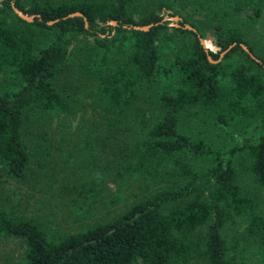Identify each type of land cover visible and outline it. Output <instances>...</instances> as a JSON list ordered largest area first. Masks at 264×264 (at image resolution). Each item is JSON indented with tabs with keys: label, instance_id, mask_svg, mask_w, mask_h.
<instances>
[{
	"label": "trees",
	"instance_id": "16d2710c",
	"mask_svg": "<svg viewBox=\"0 0 264 264\" xmlns=\"http://www.w3.org/2000/svg\"><path fill=\"white\" fill-rule=\"evenodd\" d=\"M137 1L0 0V177L23 183L33 164L56 195H84L94 207L126 201L124 184L144 190L114 217L74 233L0 208V237L25 245L17 264H239L244 241L259 253L254 264H264V208L240 179L246 165L264 190V47L248 34L264 0H168L136 18ZM13 2L40 18L24 21ZM167 11L183 18L181 27L159 23ZM74 12L89 27L83 17L65 18ZM151 23L159 24L125 27ZM201 38L215 44L214 59L237 45L213 64ZM83 93L96 115L86 151H116L103 165L98 155L68 153L59 179L45 157L58 143L73 147L76 106L91 112ZM45 119H57L60 131L42 129ZM114 128L124 131L118 143L110 141L115 132L101 137ZM108 181L117 187L110 197ZM75 205L79 217L87 214L88 205ZM228 224L244 226L232 243Z\"/></svg>",
	"mask_w": 264,
	"mask_h": 264
},
{
	"label": "rangeland",
	"instance_id": "374dc122",
	"mask_svg": "<svg viewBox=\"0 0 264 264\" xmlns=\"http://www.w3.org/2000/svg\"><path fill=\"white\" fill-rule=\"evenodd\" d=\"M51 1L59 2L64 0ZM166 1L168 0H139L137 1V3L140 6H137L132 10L135 17L138 18L143 15L144 11L146 12L150 7L156 8V5L158 3ZM161 14L168 19L175 17L171 16V11H167V13ZM174 24L175 22L173 23L171 21V26H174ZM248 34L257 46L264 47V15L256 24H253L248 28ZM203 40L210 48L215 50L217 49L210 38ZM80 96L83 100H85V102L92 103V105L88 106V109H90L91 112L80 110L82 109L81 105L76 106V113H78V117L73 119L74 133L70 142L73 147L70 148L63 143H58L52 150V152L45 157L46 166L48 165V169H52L53 167L49 165V163H52L54 169L56 170V176L59 179H62V175L58 163L63 161L65 159L64 156L68 155V153H71L77 159H81L82 156H85L87 158L95 157L96 155H98L99 157L97 158H99V163L102 164L104 162V157L112 158L114 156V152L116 151V148L111 147L110 145L109 146L111 147V149L109 147H106L105 151L101 150L99 147L95 148L94 152H92V156L88 151H86L91 150L88 148L90 142H87V144H85L83 140L87 139L86 136L92 132L86 125H88L92 121H96V115L93 112L95 105L92 102V98H90L89 95H86V93L80 94ZM82 113H86V116L82 117ZM79 119L82 120L80 121ZM49 123V119H45L44 122L40 124L43 125V127L41 128L51 130L54 133L60 131V128H56L57 119H54L51 125H49ZM37 128L38 126H35L33 130L31 129V132H35ZM121 129L122 130H120L119 132H115L117 129L114 128V130H111V132L107 131L102 133L101 137L105 138L106 135L108 136L115 132L116 137L110 138V141L111 143H118L120 136L124 132L123 128ZM98 132L100 131L96 130L95 132H93V137H97L96 134ZM32 136L35 137V135H29L28 139H33ZM54 139L60 140L59 136L56 135H54ZM83 148L85 149L82 150ZM69 169L70 167L66 170L69 171ZM40 171L41 170H39L36 165L34 166L32 164L28 174V179L23 183L16 182L15 180H12L6 176L0 177V208H4L6 210L14 212L23 211V214L25 216L40 221H43L42 219H44L49 225L52 226L50 228L51 231L59 230V232L69 233L78 232L84 227L95 224L102 218V216H104L103 219L114 217L119 211L124 209L123 205H126L127 203L132 201L134 197L138 198L144 193V190L136 187L135 184L128 185L129 183H127L124 184V187L127 188L126 201L118 199L115 202L116 197H112V202L114 204L110 205L107 199L106 201L103 200L102 202L98 203L97 206L94 207L92 205V202H88V199L84 195L79 196L78 198H76L74 195L63 196L60 193H57L56 195V189H50L49 185L44 184L43 181H41V177L38 176V173ZM240 179L241 184L244 186V189L250 193L251 197L256 201V203H259V205L264 208V190L254 182L251 173L246 169V165L241 167L240 169ZM105 185L106 186L103 187V190L106 194L109 195L108 197H110L113 191L117 190V187L112 181H108ZM126 185L128 186L126 187ZM73 202H75L76 205L79 206L88 205L85 208L88 211L87 214L79 217L78 214L74 213V208L72 207ZM236 228H238L240 231L234 232V229ZM227 229L230 234L228 240L231 242L235 238L234 235L236 233H239L240 236L243 235L242 231L244 229V226L238 227L228 224ZM252 245L247 246V244H245V241L241 243L239 251L245 249L246 251H244L243 255L246 258L239 254V264L241 258H245L244 262H246L247 264H254L253 261L260 260V256L258 255L259 253L257 251H254V246ZM24 252L25 245L20 239L14 237H0V264H17L22 258ZM138 264L146 263L140 261Z\"/></svg>",
	"mask_w": 264,
	"mask_h": 264
},
{
	"label": "water",
	"instance_id": "95a60500",
	"mask_svg": "<svg viewBox=\"0 0 264 264\" xmlns=\"http://www.w3.org/2000/svg\"><path fill=\"white\" fill-rule=\"evenodd\" d=\"M12 8H13V11L21 18L23 19L24 21L26 22H33L36 18H40V15L38 14H27L25 13L24 11H22L21 9H19L16 4L13 2L12 3ZM69 17H83L84 18V21H85V26L86 27H89V20L85 17V15L82 13V12H74V13H71L69 14L67 17L65 18H69ZM172 21L173 23L175 22L174 26L175 27H181V24L180 22L183 21V18L179 15L171 18V19H168L166 17H164L162 19L161 22L159 23H164L165 21ZM57 21V20H56ZM55 21H50L48 22L49 24H53ZM159 23H151L149 25H134L132 27L130 26H125L127 28H133L135 30H141V31H149L153 26L155 25H158ZM109 25H113V26H118L119 22L116 21V20H112L110 22H108ZM185 26H183V28H186V29H189V30H193V31H197L193 26H191L190 24H184ZM201 40V44L203 45L206 53H207V58L208 60L213 63V64H218L220 63L223 58L237 45V43H234L232 45H230L227 49L223 50L220 54H219V57L218 59H214L212 54L210 53V51H213V52H216L215 49H212L210 48L209 46H207V44L205 43V41L203 40V38L200 39ZM241 47L249 53V55L256 61H260L259 58H257V56L249 49V47L245 44H240Z\"/></svg>",
	"mask_w": 264,
	"mask_h": 264
}]
</instances>
